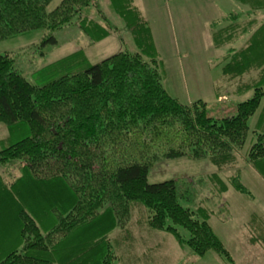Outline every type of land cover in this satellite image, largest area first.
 Masks as SVG:
<instances>
[{"label":"trees","instance_id":"1","mask_svg":"<svg viewBox=\"0 0 264 264\" xmlns=\"http://www.w3.org/2000/svg\"><path fill=\"white\" fill-rule=\"evenodd\" d=\"M102 1L62 0L51 9L54 0H0V41L41 31L42 42L29 51L37 53L57 44L56 31L77 25L96 45L112 35L111 28L83 13ZM109 1L139 52L123 51L95 65L84 51L76 52L36 71L49 80L43 86L21 74L22 59L0 53V125L10 136L27 131L0 149V211L9 214L0 220V252L9 251L0 264H113L119 258L110 236L128 230L135 218L174 235L198 257L213 252L233 263L210 225L212 212L181 204L191 191L188 183L150 184L148 178L162 162L209 160L215 168L209 174L213 195L233 190L254 199L234 168L244 153L245 166L264 182V112L250 126L264 100V0H243L250 14L211 33L214 50L222 53L218 100L253 93L226 118L211 116L203 100L182 104L171 96L164 86L168 66L148 21L134 0ZM33 191L38 198L28 199ZM249 210L247 224L241 223L245 238L250 246L264 247V234L251 233L264 231V209ZM120 236L113 240L121 245Z\"/></svg>","mask_w":264,"mask_h":264},{"label":"rangeland","instance_id":"2","mask_svg":"<svg viewBox=\"0 0 264 264\" xmlns=\"http://www.w3.org/2000/svg\"><path fill=\"white\" fill-rule=\"evenodd\" d=\"M61 1L54 0L51 9H55ZM134 5L139 8L145 21H148L161 60L168 66V69L165 68L164 86L171 96L182 104L203 100L208 104L211 116L215 118L235 115L238 103L253 96V93L245 97L225 95L218 100L217 93L223 84L219 83L221 64L217 57L222 53L214 50L211 40L213 29L237 24L239 19H245L249 9L243 5V0H134ZM83 17L111 28L112 35L92 45L85 32L79 26L72 25L54 33L56 45L41 48L37 53L29 51L37 49L42 42L45 34L41 31L0 41V53L17 56L18 63L22 59L25 65L19 69L21 74L32 84L43 86L49 80L37 77L36 71L76 52L84 51L91 65L123 51L139 52L133 34L124 27V20L109 0L102 1L96 8L85 10ZM42 52L44 55L40 54ZM227 87L224 84L223 94ZM263 112L264 100L260 111L250 121L252 128ZM26 135L27 131L23 128L16 129L10 136L8 128L0 125V149L22 140ZM4 141L6 143H2ZM250 147L249 139L245 150ZM244 156V153L237 155L238 165L234 169L236 171L239 168L244 176L242 183L254 193L252 201L233 190L225 195H213L210 191L209 174L215 168L209 160L195 162L182 158L162 162L150 171L148 178L150 184L169 180L187 182L191 191L189 196L181 197V204L192 210L203 207L212 212L210 225L228 249L233 263L213 252L205 257H198L186 245L180 244L174 235L153 231L143 223L137 224L135 218L128 230L116 229L110 236L111 251L119 258L113 264H264V251L261 247L254 248L248 244L245 238L247 230L242 225L248 222L251 215L249 209H264V182L245 166ZM231 174L234 173L229 172L228 175ZM37 194V191H33L28 199H37ZM211 194L212 200H209ZM202 199L208 200L202 204ZM225 204L233 206L232 210H228ZM5 211H0V220L3 222L9 219V214ZM240 227L244 232L240 233ZM123 232H128L127 236L131 234L130 238L126 239ZM179 232L188 239L189 234L185 230L180 228ZM119 235L125 240L121 245L113 240ZM8 253L7 249L1 251L0 260Z\"/></svg>","mask_w":264,"mask_h":264},{"label":"crops","instance_id":"3","mask_svg":"<svg viewBox=\"0 0 264 264\" xmlns=\"http://www.w3.org/2000/svg\"><path fill=\"white\" fill-rule=\"evenodd\" d=\"M250 14V10L249 11H247V15H249ZM252 234L253 233H257V237H260V236H262L263 234H264V231L263 230H260L259 228L258 229H256L254 232H253V230H252V232H251ZM247 237V236H246ZM261 247L262 248V250L264 251V247L263 246H261V245H259V244H256V246H254V248L255 247ZM254 256H256V254L254 255ZM264 260V259H263Z\"/></svg>","mask_w":264,"mask_h":264}]
</instances>
